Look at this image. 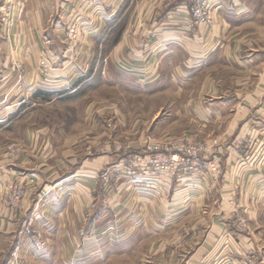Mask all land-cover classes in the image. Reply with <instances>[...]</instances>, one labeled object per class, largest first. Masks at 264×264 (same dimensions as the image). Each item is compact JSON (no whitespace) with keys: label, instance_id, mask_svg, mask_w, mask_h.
Masks as SVG:
<instances>
[{"label":"rangeland","instance_id":"374dc122","mask_svg":"<svg viewBox=\"0 0 264 264\" xmlns=\"http://www.w3.org/2000/svg\"><path fill=\"white\" fill-rule=\"evenodd\" d=\"M1 1V25L9 24V35L16 27L18 0ZM74 20L62 30L64 56L57 68L63 71L49 64L57 45L45 38L38 57V106L26 118L12 117L10 129L0 132L3 204L22 209L26 184L38 182L32 177L4 185L3 165L29 170L24 163L31 155L44 163L60 157L64 165L73 158L70 164L77 172L84 163L103 158L100 172H88L105 180L100 195L108 199L104 207L101 201L104 216L84 234L91 264H178L175 259H190L198 249H208L212 259L257 264L264 257V138H240L219 149L221 139L211 137L216 124L204 127L196 119L193 86L192 92L181 87L175 71L153 82L149 74L132 73L127 64L114 65L107 59L113 41L102 44L100 56L82 57L87 28ZM73 66L79 77L68 83ZM14 89L0 87V104L14 97ZM250 129L262 128L252 123ZM130 190L134 198L123 200ZM50 194L39 206L41 215L54 202ZM47 220L49 231L38 235V246L48 249L61 234L52 229L57 220L50 215ZM246 242L254 248L242 249Z\"/></svg>","mask_w":264,"mask_h":264},{"label":"crops","instance_id":"0c3cea01","mask_svg":"<svg viewBox=\"0 0 264 264\" xmlns=\"http://www.w3.org/2000/svg\"><path fill=\"white\" fill-rule=\"evenodd\" d=\"M2 5L0 0V18ZM200 5L207 7L210 21L198 23L194 18L192 10ZM14 10L17 23L11 34L0 20V87L15 88L14 97L0 104L5 107L0 109V132L10 129L12 117L26 118L38 106V57L45 38L57 45H53L49 64L56 72L63 71L57 68L64 56L62 30L77 17L87 28L82 57L90 59L92 52L100 56L102 44L113 41L107 59L114 65L127 68V64L132 73L149 74L153 82L175 71L181 87L192 92L193 86L190 94L198 99L196 119L204 127L216 124L211 137L221 139L219 149L225 150L240 138H264V0H18ZM74 75L75 71L65 81L71 82ZM252 123H259L262 129L251 130ZM42 160L27 157L29 162L24 165L29 170L2 166L4 185L12 179L24 183L32 177L38 182L26 184L20 210L6 208L0 189V264H91L85 255L84 234L91 233L92 223L104 216L108 199L100 195L105 193V180L90 177L88 172H100L105 161L84 163L82 171L76 172L70 164L73 158L65 165L60 157ZM131 193L123 195V200L130 201ZM49 194L54 202L41 215L39 206L48 202ZM123 211H116L115 216ZM49 215L57 220L52 229L61 234L60 241L48 249L40 248L38 235L49 231L48 220L43 221ZM38 217L43 219L39 225ZM241 246L252 249L254 243ZM209 254L208 249H198L192 258L174 261L242 264L240 258L212 259ZM257 264H264V257Z\"/></svg>","mask_w":264,"mask_h":264},{"label":"built area","instance_id":"2783aa9c","mask_svg":"<svg viewBox=\"0 0 264 264\" xmlns=\"http://www.w3.org/2000/svg\"><path fill=\"white\" fill-rule=\"evenodd\" d=\"M12 10H13V9H12ZM192 14H193L194 18L196 19V21H197L198 23L204 22L205 20H208V21L211 20L209 14L207 13V7H205V5H200L199 7L194 8V9L192 10ZM13 19H14V18H13ZM12 22H13V21H12ZM5 26H6V28L9 29V27H8L9 24H6ZM21 195H22V192H21V190H19V192L16 193V196H17L16 200H17V201L19 200L18 198H19Z\"/></svg>","mask_w":264,"mask_h":264}]
</instances>
